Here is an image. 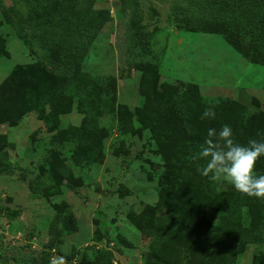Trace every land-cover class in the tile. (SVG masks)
<instances>
[{
    "label": "rangeland",
    "instance_id": "obj_1",
    "mask_svg": "<svg viewBox=\"0 0 264 264\" xmlns=\"http://www.w3.org/2000/svg\"><path fill=\"white\" fill-rule=\"evenodd\" d=\"M33 2L0 0V264H42L51 227L68 216L77 229L61 236L49 264L57 257L65 264L93 261L95 250L109 252L112 264H144L153 237L148 224L139 229L132 217L152 207L151 214L171 218L184 193L205 188L174 143L153 138L142 116L145 103L166 95L160 122L180 132L175 99L194 86L202 97L245 106L264 131V68L219 34L218 8L195 0H76L78 10L91 11L102 24L83 58L81 74L88 80L73 79L87 88L83 104L104 137L102 159L88 161L89 146L79 134L86 113L78 99L57 97L68 75L46 57L41 41L47 29L65 36L66 23L59 13L52 22L37 18ZM54 7L59 11L58 3ZM255 7H247L249 19L264 23V4ZM100 84L110 92L109 113L101 112ZM48 96L58 112L52 130L37 110ZM214 181L222 203L206 217L217 229L196 242L176 237L179 264H202L220 248L234 253L235 264H252L260 246L237 244L229 232L258 229L264 246V215H252L245 194Z\"/></svg>",
    "mask_w": 264,
    "mask_h": 264
},
{
    "label": "trees",
    "instance_id": "obj_2",
    "mask_svg": "<svg viewBox=\"0 0 264 264\" xmlns=\"http://www.w3.org/2000/svg\"><path fill=\"white\" fill-rule=\"evenodd\" d=\"M198 4L209 8H218L222 17L219 34L249 61L251 65L264 68V23L260 17L253 16L249 19V9L251 6L264 4V0H195ZM237 1L242 5H234ZM59 4V11H55V5ZM76 0H34L32 13L40 19L52 22L56 13L61 15L66 23V34L61 37L55 31L47 29L41 36V41L46 50V57L61 65L67 72V81L56 88L57 97H63L65 101L78 99L80 111L86 113V120L79 129V134L88 144L86 159L98 162L102 159L101 143L104 140L102 131L95 119L88 113L87 106L83 102L87 101V88L79 87L73 83V79H81L86 82L85 76L81 74V67L84 56L96 39L101 23L94 18L91 11H82L76 8ZM256 8V7H255ZM264 10V9H261ZM259 9L257 13L260 14ZM256 14V13H255ZM264 16V15H263ZM242 44L240 47L239 45ZM59 53V54H57ZM72 79V81H71ZM101 94L98 96L102 100V113H109L107 100L110 98L109 90L100 84ZM143 120L152 136L160 143H174L175 152L186 164L196 169L202 166L203 161L198 158V151L207 138V130L215 128L217 131L221 125L228 124L233 129L236 142L246 145L248 140H264V131L258 129V116L256 114L247 115V108L233 100L223 98L202 97L197 88L189 86L188 91L179 95L175 99V110L182 120V129L174 133L160 122V112L167 109L168 97L151 96L145 103ZM50 107V112L46 113V106ZM56 100L48 96L43 103L37 106L41 113V119L48 130H52L56 123ZM152 106L157 110H152ZM208 109L215 115L214 117L202 119V114ZM181 138V139H180ZM222 143V142H221ZM256 170L264 174V157L258 159ZM200 174V173H199ZM203 178L205 188L201 192L191 191L184 193L177 203L176 212L171 218L157 217L151 213L154 208H146L136 217H132L134 224L142 229L150 226V236L153 237L151 251L145 255L144 264H179L181 249L175 244V238L182 236L191 239L192 242L202 240L210 236L217 229L207 217L209 210H218L222 203V198L217 192L215 181L211 174ZM244 202L250 204L252 215H264V199L243 197ZM146 223V224H144ZM220 226L227 223L226 217H221ZM75 219L68 216L63 224L52 226L50 229V240L48 242L49 251L53 250L61 236L65 233L76 231ZM235 237V243L244 245L256 243L260 248L256 251L252 264H264V246L260 244V233L257 229L232 228L229 232ZM44 252L41 256L42 264H49L50 253ZM96 256L93 261L83 260L80 264H112L111 254L106 251L95 250ZM234 253L226 252L223 249L213 251L205 258L202 264H235Z\"/></svg>",
    "mask_w": 264,
    "mask_h": 264
},
{
    "label": "clouds",
    "instance_id": "obj_3",
    "mask_svg": "<svg viewBox=\"0 0 264 264\" xmlns=\"http://www.w3.org/2000/svg\"><path fill=\"white\" fill-rule=\"evenodd\" d=\"M214 115L206 109L202 119ZM261 157H264V140L250 139L242 145L235 141L232 127L224 124L218 131L215 128L207 130V138L198 151L203 164L197 171L205 177L211 174L213 180H222L249 197L264 199V174L256 170ZM51 264H65V260L53 258Z\"/></svg>",
    "mask_w": 264,
    "mask_h": 264
}]
</instances>
